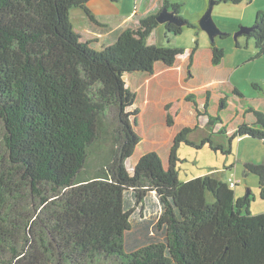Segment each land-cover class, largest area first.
<instances>
[{
  "label": "trees",
  "instance_id": "16d2710c",
  "mask_svg": "<svg viewBox=\"0 0 264 264\" xmlns=\"http://www.w3.org/2000/svg\"><path fill=\"white\" fill-rule=\"evenodd\" d=\"M87 1L0 0V264H264V214L249 212V194L237 198L212 176L178 180V146L223 151L211 137L197 144L183 128L167 167L152 151L127 171L140 137L136 94L125 77L152 74L157 63L171 67L184 51L147 43L155 15L96 50L71 21V9L80 7L96 22ZM163 5L179 15L180 5ZM183 23L164 27L174 36L196 28ZM245 36L255 42L254 58L263 55L264 11ZM210 51L219 65L226 54L220 41ZM208 96L209 125L223 124L228 97L212 117ZM263 111L244 105L252 120L229 138L264 142ZM244 168L258 175L264 202V164ZM148 193L160 212L133 224L126 197L143 204Z\"/></svg>",
  "mask_w": 264,
  "mask_h": 264
},
{
  "label": "rangeland",
  "instance_id": "374dc122",
  "mask_svg": "<svg viewBox=\"0 0 264 264\" xmlns=\"http://www.w3.org/2000/svg\"><path fill=\"white\" fill-rule=\"evenodd\" d=\"M135 1L88 0L85 3L86 8L100 18V20L97 19L101 23L98 31L94 28L82 29L84 23L81 24L79 19L83 17L77 16L85 15V12L80 7L71 9V21L81 39L93 42L95 49L99 50L102 46L115 42V37L119 33V24L116 26L117 15L126 14V12L133 15L134 6L137 4L142 6L143 15L148 9L150 14L158 10L156 0H137L136 4ZM210 1L168 0L171 5H180L178 18L195 25L196 28H183L180 35L174 36L165 30L164 25L159 24L149 36L147 43L180 48L184 51L183 55L179 56L171 67L157 63L152 74L136 73L125 77L127 87L136 94L132 110H138L135 129L140 137V142L132 157L126 161L125 167L132 174L139 158L152 151L158 153L166 166L173 137L181 129L188 127L193 130L189 136L193 142L199 144L203 138L209 136L214 144L223 146L224 152L211 150L208 145L196 149L184 143L180 144L176 150L178 180L186 182L204 176H212L226 183H229V180H235L238 182L232 188L235 197L241 198L249 194L251 199L249 212L264 214V202L259 195V177L254 173L246 172L244 168L247 163L264 164V142L249 137L229 138L242 121L252 120L250 116L244 117L240 113L244 105L241 106L242 102L236 97L238 94L236 95L235 91L247 98H256L258 93L254 92L252 84L260 83V76H264V71L261 74L259 72L264 69L263 63H245L247 61L244 60L239 62V58L248 56V50L233 51L231 46L235 48L236 41L232 36L231 39L221 42L228 54L226 58L220 66L212 65L207 54V51H210L211 42L208 35L198 26L204 11L207 10H204V6L208 8ZM222 9V7L216 8L212 18L214 19V15L217 16L218 13H224L223 16L229 20L234 19V13H227V10ZM106 15L110 16L103 23L101 17ZM100 37L103 39L101 43H98L96 40ZM215 41L219 42V37H216ZM239 41H243L241 46L244 48L249 42L253 47L250 50L255 49L253 39L241 38ZM94 45L91 46L94 48ZM230 53H242V56L234 55L230 58ZM225 76H228L229 85L226 83ZM261 84L264 89V83ZM207 92L210 96L207 113L212 117L218 113L219 101L228 96L227 108L221 112L223 124L209 125L210 119L203 111ZM189 97L192 99L187 100ZM261 97L262 94L259 95V98ZM257 108L264 110V105H259ZM223 125L226 126L225 135L219 133ZM126 201L130 204L129 208L133 210L131 215L133 224L154 218L160 212L153 193L146 195L143 204H135L128 196Z\"/></svg>",
  "mask_w": 264,
  "mask_h": 264
},
{
  "label": "crops",
  "instance_id": "0c3cea01",
  "mask_svg": "<svg viewBox=\"0 0 264 264\" xmlns=\"http://www.w3.org/2000/svg\"><path fill=\"white\" fill-rule=\"evenodd\" d=\"M156 1H157V4H158V1L161 2L163 0H156ZM136 2H137V0L135 1V4H136ZM141 7L142 6H140L139 4L135 5L134 6V13H133V15L128 14V12H126V14H119V15H117V18H116V26L119 24L118 25V31H119V33L115 37V40L118 38V36L121 34V32H123L126 29V27L135 28L137 26V24H138V21H139L140 17L142 18V17H144L146 15H152V14L149 13V9L146 10V13L143 15L142 14L143 12L141 10ZM214 7H215V9L222 7L223 8L222 10H227V13L228 12H232V13H234L233 15H235V17H234L233 20H229L227 17L223 16L224 13H218L217 16L214 15V21H216L217 26L219 27V29L222 32L226 33L227 35H230L231 36L229 38H227V37L219 38L220 39V45H221L222 48H224V46H223V44L221 42H223L224 40H227V39H231L232 36L237 31H239L240 28H251L253 26V23H254V21L256 19L257 13L258 12H261V11H264V0H251L249 2H241V3H237V4H233V3L229 2V1H226L225 2V0H215V6ZM205 9H207V6H204V10ZM215 9L213 11H215ZM144 12H145V10H144ZM157 12H158V10L155 13H153V15H156ZM109 16L110 15H106V16L101 17L103 23L106 22V19ZM77 17H83L82 19H79L81 24L84 23V26H83L82 29H88V28L89 29H92V28H94L96 31H98V29L101 28L100 27L101 23L97 20V19L100 20L99 16H96V15L94 16L93 15V17H94V19H95L96 22L91 21L87 17L86 14L85 15L84 14H78ZM73 26H74V24H73ZM75 31L77 32V29ZM84 37L87 39V37L85 35H84ZM97 37L99 38V36H97ZM225 38H227V39H225ZM241 38H246V36L245 35H242V36H240V37L237 38V41L239 42L238 48L236 47V42H237L236 40H235L236 41L235 42V48H233V45L231 46V49L233 51H238V50L240 51L242 49L248 50L247 51L248 52V56L245 57V58H239V62L244 60V61H247L245 63H248V62H253V63H256V64L263 63V68H264V54L261 55V56H259L257 59H255L254 57L256 56V48L254 50H250V48H253V47H252V45H250L249 42L246 43V46L244 48L243 46H241V44H243V41H239ZM102 39L103 38L100 37V39L99 40H96V41L98 43H101V40ZM91 45H94V43L92 42ZM104 46H106V45H104ZM94 48H96V46ZM224 50H225V53L226 54H225V57L223 59H225L226 56L228 55L225 48H224ZM207 54L209 55V59H211V57H212L211 56V51H207ZM234 55H239L241 57L242 56V53H233V54L230 53V56L229 57L232 58ZM221 63L218 66H220ZM243 65L244 64H242V66ZM263 71H264V69L262 71L259 70L260 74ZM226 78H227V80H226L227 82L226 83H228V85H229L228 76ZM259 81H260V83H258V82H253V83L262 86L261 83H264V76H260V80ZM228 88H229V86H228ZM254 92H257L258 93V95H257L258 98L257 97L256 98H247V97H245L242 94L241 95L244 97L243 99H241L240 97L236 96L242 102L241 103V106L242 105H246V104H250L251 106H253L254 108L257 109V106L264 105V93L263 92H258L256 90H254ZM261 94H262V97L259 98V95H261ZM226 97H228V96H226ZM240 113L243 114V115L245 114L244 108L242 109V111ZM245 116L246 115H244V117ZM246 117H249V114H247ZM164 166H165V164H164ZM167 166H168V163L166 164L165 167H167Z\"/></svg>",
  "mask_w": 264,
  "mask_h": 264
},
{
  "label": "water",
  "instance_id": "95a60500",
  "mask_svg": "<svg viewBox=\"0 0 264 264\" xmlns=\"http://www.w3.org/2000/svg\"><path fill=\"white\" fill-rule=\"evenodd\" d=\"M215 6V1L211 0L210 4L199 20L198 26L203 30L209 37L211 43L215 41L216 37L223 38L227 37V34L222 32L219 27L216 25L214 19L212 18L213 9ZM156 21L160 25H166L168 23L174 24L178 27H184L183 20L179 19L173 10L163 9L162 12L156 17ZM252 30L251 28H240L237 31L233 38L237 40L239 36L247 35Z\"/></svg>",
  "mask_w": 264,
  "mask_h": 264
},
{
  "label": "flooded vegetation",
  "instance_id": "af4514ba",
  "mask_svg": "<svg viewBox=\"0 0 264 264\" xmlns=\"http://www.w3.org/2000/svg\"><path fill=\"white\" fill-rule=\"evenodd\" d=\"M159 7H158V12H157V14L155 15L156 17L162 12V10L163 9H169V10H171L172 8H170V6H167V7H165L164 5H163V1H158V4H157ZM153 15V14H152ZM148 16H150V15H146V16H144V17H142V18H140V19H144V18H146V17H148ZM139 19V20H140ZM159 25V24H158ZM166 25H174V24H170V23H168V24H166ZM137 26H138V24H137ZM136 26V27H137ZM126 28H132V27H126ZM240 37V36H239ZM234 39V38H233ZM237 41V40H236ZM177 60V59H176ZM176 62V61H175ZM203 111H204V109H203ZM173 140V139H172Z\"/></svg>",
  "mask_w": 264,
  "mask_h": 264
},
{
  "label": "built area",
  "instance_id": "2783aa9c",
  "mask_svg": "<svg viewBox=\"0 0 264 264\" xmlns=\"http://www.w3.org/2000/svg\"><path fill=\"white\" fill-rule=\"evenodd\" d=\"M237 184V181L235 180H229L230 187H234Z\"/></svg>",
  "mask_w": 264,
  "mask_h": 264
},
{
  "label": "bare ground",
  "instance_id": "6f19581e",
  "mask_svg": "<svg viewBox=\"0 0 264 264\" xmlns=\"http://www.w3.org/2000/svg\"><path fill=\"white\" fill-rule=\"evenodd\" d=\"M137 153H138V152H137ZM137 153H136V154H137Z\"/></svg>",
  "mask_w": 264,
  "mask_h": 264
}]
</instances>
